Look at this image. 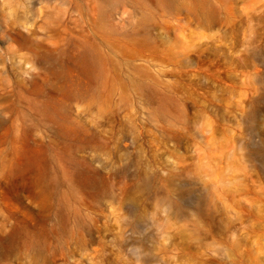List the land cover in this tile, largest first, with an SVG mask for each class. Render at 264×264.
Segmentation results:
<instances>
[{"label":"rangeland","instance_id":"rangeland-1","mask_svg":"<svg viewBox=\"0 0 264 264\" xmlns=\"http://www.w3.org/2000/svg\"><path fill=\"white\" fill-rule=\"evenodd\" d=\"M0 264H264V0H0Z\"/></svg>","mask_w":264,"mask_h":264}]
</instances>
